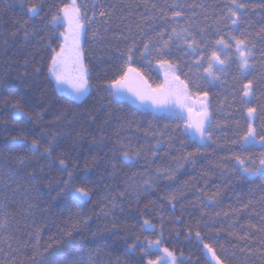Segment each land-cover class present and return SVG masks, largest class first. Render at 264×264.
Masks as SVG:
<instances>
[{
  "label": "trees",
  "instance_id": "16d2710c",
  "mask_svg": "<svg viewBox=\"0 0 264 264\" xmlns=\"http://www.w3.org/2000/svg\"><path fill=\"white\" fill-rule=\"evenodd\" d=\"M236 2L244 7L78 0L90 21L82 48L89 92L76 101L49 72L65 30L51 17L69 0H0V264H148L159 256L149 249L156 240L177 264H213L204 244L222 264H264V176L238 164L255 170L264 159V141L243 144L248 107L264 137V0ZM33 6L40 15L30 18ZM236 40L246 42L247 72ZM213 53L224 61L214 81L206 71ZM162 60L190 93L207 92L213 124L205 144L188 134L185 115L114 97L109 86L129 66L161 86ZM248 80L254 96L245 104ZM79 188L87 200L73 194Z\"/></svg>",
  "mask_w": 264,
  "mask_h": 264
},
{
  "label": "snow or ice",
  "instance_id": "6c2138e0",
  "mask_svg": "<svg viewBox=\"0 0 264 264\" xmlns=\"http://www.w3.org/2000/svg\"><path fill=\"white\" fill-rule=\"evenodd\" d=\"M233 5L235 8H242L244 5L239 4L236 2V0H232ZM31 17H36L40 15V9L36 6L30 7L28 9ZM60 14H55L51 17V23L57 26H67L68 32L67 34H64V43L60 47L59 51L52 50L54 52V55L51 59V66L49 67V72L55 77L56 81L58 83H64L67 82L66 75L64 72V68L66 66L67 60L71 58L73 64L75 65V71L77 72V75L75 76V82L73 84L74 92L79 97L83 94H85L88 91L89 88V81L87 77V68L84 66L82 61V52L80 49V40L81 36L83 34V29L85 26V22L89 21L87 17V12L81 10V6L77 3V0H70V3L65 4L59 9ZM95 15V13H93ZM100 15L103 16L105 13L103 11L100 12ZM175 16H180L181 13L179 11H176L174 13ZM230 16L234 17V19L231 20V23L233 25H236L239 22V15L236 11L231 10ZM178 35V34H177ZM25 36H27V33H25ZM233 39H235L233 37ZM195 41H193V44ZM218 44H224V41L221 39L217 42ZM167 44L164 45L166 47ZM225 47H228L229 45L224 44ZM246 42L244 40H236V51L239 53V57L241 60L240 67L242 69H248L249 63L247 56L249 55L248 52H246L245 49ZM191 47V45H189ZM145 51H148V45H144ZM162 50V49H158ZM195 51V49H193ZM128 60H132L131 51L128 54ZM213 60L216 61L218 64L223 65L224 61L220 59L216 53H213ZM150 63V61H149ZM167 61H161V66L166 64ZM171 67V65H169ZM212 64H209L207 68L208 76L211 77L212 80H216L218 77L216 74L212 71ZM217 71H224L223 68H218ZM130 74H135V77H139V80L132 79L130 81ZM246 74V73H244ZM174 80L179 81V85H172L169 86L167 83L165 85L158 86L157 88L153 89L150 85H147V81L143 80V77L141 76L140 72L134 68L129 66L127 68V71L124 72L120 77L112 82L110 85L111 87H119V88H127L129 91H133V87L131 85L135 84L137 85V88L139 87L140 82H143L144 85H147V91L143 90H136L135 94L140 98L141 100L144 99H150L153 103L160 104L163 101L160 98L154 97L151 95V93H161L164 97H167L168 95H172L176 97V102L180 104L181 107L187 108V110L191 113L193 111V108L191 105L183 103V101L189 100L192 98V93L189 92L188 85L184 81H180L178 76L173 77ZM244 91H243V97L248 98L246 100H243L242 102L245 104H248L251 102V99L253 98V84L251 80H248L247 83L243 85ZM207 92L203 93V97L199 98L197 100V103L200 104L199 109L196 110V119L192 120L189 119L187 123L188 128H194L196 132L199 134L201 139L210 138L211 137V131H212V124L213 121L209 119V112H208V105H207ZM255 107H248L247 114L249 118H253L254 114L256 113ZM245 145L251 146L256 143V130L254 127H252V124L249 123L247 134L243 137ZM261 141H264V137L260 138ZM33 145L35 147H38L36 145V142L33 141ZM49 154L51 153V149H48ZM125 156L127 157V153H125ZM238 163L242 166L241 172L247 175H255L257 172L264 176V159H260L259 165L260 167L258 169H250L248 167H243L245 164V161L239 160ZM61 166H64V161H60ZM78 199L80 200H87L89 198V195L87 191L83 188L76 189L73 193ZM145 225H149V221L144 222ZM197 237L200 236V233H196ZM151 246L158 247L160 245V241L156 240L154 242H150ZM134 247V246H133ZM204 248H206L211 254L212 259L216 261V264H222L219 257L216 255L215 251L212 249V247L209 244H204ZM162 251L167 254L168 257H171V264H175V256L172 252H170L167 248H163ZM148 264H154L153 261H149ZM155 264H159V260L155 262Z\"/></svg>",
  "mask_w": 264,
  "mask_h": 264
},
{
  "label": "rangeland",
  "instance_id": "374dc122",
  "mask_svg": "<svg viewBox=\"0 0 264 264\" xmlns=\"http://www.w3.org/2000/svg\"><path fill=\"white\" fill-rule=\"evenodd\" d=\"M69 3H70V0H69ZM77 3H78V0H77ZM64 27H65V30L61 34V36H62V44H61V46L64 43V34H67V32H68L67 26H64ZM84 33H85V26H84L83 34H82L81 40H80V49H81V52H82V61H83L84 66L86 67L85 62H84V57H83V49H82L83 48ZM224 44H220V46L224 47ZM234 44H235V49H236V42ZM59 50H57V51H59ZM237 54H238V58H239V61H240V64H241L239 53H237ZM247 59H248V56H247ZM212 62H213L212 71H213L214 67L221 66L220 64H218L213 59H212ZM248 63H249V61H248ZM169 65H171V67H169ZM156 68L159 71V73H160V75H161V77L163 79V84L162 85H165L166 83L169 86L179 85V81L173 79L174 76H177L175 66H173L172 64L167 62L163 66H161V63H158L156 65ZM248 69H249V67H248ZM248 69H243V71L247 72ZM64 72H65L66 80H67V82H64V83H58L56 81L55 77L50 73L52 79L55 82V86H56L57 91L60 94H63L65 96H67V97H70V98H72V99H74L76 101H82L87 96V94L89 92V88H88V91L85 94H83V95H81L79 97L75 94L74 88H73V84L75 82L74 78L77 75V72L75 71V65L73 64L71 58H69L67 60L66 66L64 68ZM207 75H208V73H207ZM87 77H88V71H87ZM132 79H135V80L138 81L139 77H135V74H130V81ZM143 80L146 81L144 77H143ZM179 80L182 81L180 78H179ZM147 85H150V84L147 82ZM147 85H144L143 82H140L139 87L137 88V85L133 84V85H131L133 87V89H134L133 91H129L127 88H119V87H111V86H109V87L113 91L114 97L117 100H123L125 102H128V103H130V104H132L134 106L140 107L142 109L150 110V111H152L154 113H157V114H164V113H168V112H171V111H176V112H178L180 114L185 115L186 118L188 119V121H189V119L195 120L197 118L196 117V110L199 109V107H200V104L197 103V100L199 98L203 97V94L192 95L191 99L183 101V103H186V104H189V105L192 106L193 111L190 113L187 110V108L181 107L180 104L176 102V97L172 96V95H168L167 97H164L163 94H161V93H151L152 96L160 98L163 101L160 104L153 103L152 100H150V99L141 100L135 94V91L136 90L147 91ZM151 88H153V87L151 86ZM153 89H155V88H153ZM245 99H248V98H245ZM207 105H208V112H209V119H210V109H209V97H208V95H207ZM20 114H21L20 112H17V115H20ZM247 117H248V114H247ZM248 119H249V123H251L252 127H254L255 114H254L253 118H249L248 117ZM186 131L199 144H205V142L207 141V138L201 139L199 134L196 132V130L194 128H188L187 127ZM243 144L245 145L244 140H243ZM255 145H258V146L262 145L261 140H259L257 137H256ZM239 166L242 167L240 164H239ZM245 175H247V174H245ZM259 175H261V174H259L257 172L255 175H247V176L255 177V176H259ZM147 227L151 228V226H149V225H147ZM163 248H165V247L162 246L161 242H160V245L158 247L149 245V249L150 250L159 252V256L156 259L151 260V261L154 262V264L158 260H159V264H171L172 258L168 257L167 254L162 251ZM170 252H172V251H170ZM174 256H175V264H177V256L175 254H174ZM213 264H216V262L213 261Z\"/></svg>",
  "mask_w": 264,
  "mask_h": 264
}]
</instances>
